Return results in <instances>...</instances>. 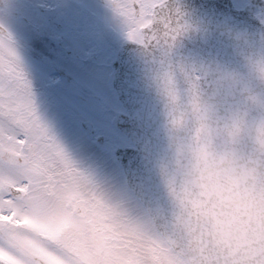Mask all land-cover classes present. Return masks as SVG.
<instances>
[{
	"label": "snow or ice",
	"instance_id": "obj_1",
	"mask_svg": "<svg viewBox=\"0 0 264 264\" xmlns=\"http://www.w3.org/2000/svg\"><path fill=\"white\" fill-rule=\"evenodd\" d=\"M110 5L128 39L175 77L193 164L169 176L166 203L133 199L137 216L58 187L57 164L71 172L73 162L41 123L15 53L0 50V264H264V84L253 64L264 34L258 50L237 34L227 59L182 56L191 26L172 0ZM85 226L90 249L66 235Z\"/></svg>",
	"mask_w": 264,
	"mask_h": 264
},
{
	"label": "flooded vegetation",
	"instance_id": "obj_2",
	"mask_svg": "<svg viewBox=\"0 0 264 264\" xmlns=\"http://www.w3.org/2000/svg\"><path fill=\"white\" fill-rule=\"evenodd\" d=\"M41 1L24 0L22 17L26 25H11L7 33L17 45L37 115L42 118V114L51 113L52 121L41 123L53 127L61 111L80 112L73 98L81 91L96 95L99 88L87 80L94 72L101 71L109 87L110 63L123 39H107L100 27L104 14L96 13L84 0H45L44 5ZM48 1L56 7L54 11L43 9ZM232 1L238 8L244 4L257 15L264 14V0ZM100 2L113 11L110 0ZM11 4H15L13 0Z\"/></svg>",
	"mask_w": 264,
	"mask_h": 264
},
{
	"label": "water",
	"instance_id": "obj_3",
	"mask_svg": "<svg viewBox=\"0 0 264 264\" xmlns=\"http://www.w3.org/2000/svg\"><path fill=\"white\" fill-rule=\"evenodd\" d=\"M189 1L191 0H172V3L186 14L185 4ZM224 1V29L218 33L222 39L220 47L224 51L222 59H227L235 51L234 45L238 43L235 39L237 34H241L249 42H254L256 47L253 50H258L264 26L250 12L235 9L231 1ZM1 4L3 2H0ZM145 57L142 56L140 45L125 40L112 61L114 70L111 79L121 103L127 110L118 111L113 117V123L136 144L118 146L115 154L124 167L128 184L141 199L146 202L158 200L160 203H166L167 191L159 167L162 160L169 158L168 139L163 127V102L157 100L159 97L151 92L138 90L136 82L140 80L136 79L138 76L136 73L126 77L127 73L135 68L147 66L145 59H142ZM86 128L90 135L94 136V128L89 125H86ZM107 138L108 135L104 134L97 137L99 143H103Z\"/></svg>",
	"mask_w": 264,
	"mask_h": 264
},
{
	"label": "clouds",
	"instance_id": "obj_4",
	"mask_svg": "<svg viewBox=\"0 0 264 264\" xmlns=\"http://www.w3.org/2000/svg\"><path fill=\"white\" fill-rule=\"evenodd\" d=\"M0 2H3V0H0ZM123 24L128 32L131 25L125 23L124 20ZM0 35L4 37L3 48L0 50L7 52L8 49H11L15 53L14 60L17 66L23 70L17 45L12 37L8 38L9 33L5 32L3 27L0 28ZM142 56L149 57V54L142 49ZM253 64L257 82L264 84V57L257 54ZM149 71V87L155 91L163 102V127L168 139L169 158L162 160L159 167L162 181L165 184L170 175L186 170L193 164V159L190 155L191 142L185 131V127L179 123V105L182 101L180 98V88L175 77L171 73L163 71L157 65H154L150 57ZM174 112H176L175 116H173ZM72 162L73 171L71 172L66 171L62 164H57L56 170L60 173L57 177L60 182L57 185L58 187L61 185H67L70 188L74 187L89 198L99 197L103 199L129 216L139 215V209L133 198L111 178H98L92 173L81 170L73 160ZM34 195L46 200L50 205L55 204L54 196L45 195L43 192L35 193ZM66 235H70L80 246L89 249L93 243V233L88 226L80 230L68 229Z\"/></svg>",
	"mask_w": 264,
	"mask_h": 264
},
{
	"label": "rangeland",
	"instance_id": "obj_5",
	"mask_svg": "<svg viewBox=\"0 0 264 264\" xmlns=\"http://www.w3.org/2000/svg\"><path fill=\"white\" fill-rule=\"evenodd\" d=\"M87 4L92 5L95 8V12L104 14V17L101 20L100 27L103 30L104 34H106L108 37L112 38L113 41L118 40L119 38H122L124 33H127L126 27L123 24V20L121 17H119L116 13L111 11L108 8H105L101 2H98L96 0H84ZM6 4L4 5V8L1 10V12L7 13L9 16L12 15L13 17H18L20 12V6L18 4H14L11 6V2L9 0H5ZM42 5L45 4V0L41 1ZM50 5V1H48V4ZM10 27V26H9ZM8 28V26H7ZM9 31V28L7 29ZM102 43L105 42V38L101 39ZM102 77L103 74L101 71H98ZM98 77V76H97ZM99 78V77H98ZM87 80H91L90 82L93 84L94 80L92 77H89ZM93 81V82H92ZM100 84H105V81L103 79V82ZM94 88L97 89L98 86L94 85ZM100 87V86H99ZM100 89V88H99ZM102 92L104 91L101 89ZM89 100L92 102V104L96 105L94 109L92 108H85L83 110V113H81L77 118H75L74 122H76L78 125L82 126L83 121H91L94 123V125L101 129H106V133H111V138L106 141L103 145H99L100 148L106 152L109 159L105 163H99L98 160L95 157V153L89 152V153H83L80 156V161L82 165L79 167L81 170L85 172H89L94 174L98 178H102V176L107 173L104 177L111 178L122 190H124L130 197L133 199H137L134 194L130 191V189L127 187L126 182L124 180V174L123 170L119 165L114 161L113 156V148L116 147V145L120 143H127L126 137H124L121 134V131L114 128L113 125L110 122V118L107 117V113L110 108L119 107V101L117 98L111 96L110 94H107L106 96L100 97V96H93L89 94ZM69 98V96H68ZM81 100H77L78 105L82 106L85 105L84 102H80ZM67 113L65 110L61 111L58 116V120L60 118H64ZM48 126V125H47ZM49 127V126H48ZM49 130V128H47ZM68 130H65L63 134H66ZM65 152L69 155L71 158V152L76 150H71V147H63ZM100 149V150H101ZM80 153V152H79ZM88 155V157H87ZM114 158V159H113ZM74 160V158H71ZM107 166V168H106Z\"/></svg>",
	"mask_w": 264,
	"mask_h": 264
},
{
	"label": "trees",
	"instance_id": "obj_6",
	"mask_svg": "<svg viewBox=\"0 0 264 264\" xmlns=\"http://www.w3.org/2000/svg\"><path fill=\"white\" fill-rule=\"evenodd\" d=\"M86 149H87V150H90L91 147L88 146V147H86ZM73 154L76 155L77 157L80 156V153H79L78 151H73Z\"/></svg>",
	"mask_w": 264,
	"mask_h": 264
}]
</instances>
